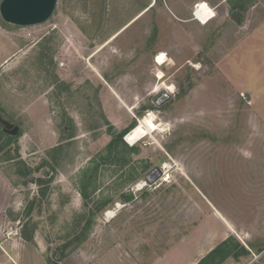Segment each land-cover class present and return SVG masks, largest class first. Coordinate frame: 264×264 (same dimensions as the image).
Returning <instances> with one entry per match:
<instances>
[{
	"label": "rangeland",
	"instance_id": "rangeland-1",
	"mask_svg": "<svg viewBox=\"0 0 264 264\" xmlns=\"http://www.w3.org/2000/svg\"><path fill=\"white\" fill-rule=\"evenodd\" d=\"M201 1L219 0L0 15V113L20 127L0 122V264H197L229 236L248 252L221 264H264V0L206 24ZM150 112L160 129L109 154Z\"/></svg>",
	"mask_w": 264,
	"mask_h": 264
},
{
	"label": "water",
	"instance_id": "water-1",
	"mask_svg": "<svg viewBox=\"0 0 264 264\" xmlns=\"http://www.w3.org/2000/svg\"><path fill=\"white\" fill-rule=\"evenodd\" d=\"M58 0H2L0 15L4 22L19 27H30L46 22L54 13ZM171 94L163 89L154 96V102L161 104L170 98ZM0 122L4 125V132L15 135L19 131L18 125L4 119L0 113ZM160 170V169H159ZM161 172V170H160ZM147 181L153 182L148 176Z\"/></svg>",
	"mask_w": 264,
	"mask_h": 264
},
{
	"label": "bare ground",
	"instance_id": "bare-ground-1",
	"mask_svg": "<svg viewBox=\"0 0 264 264\" xmlns=\"http://www.w3.org/2000/svg\"><path fill=\"white\" fill-rule=\"evenodd\" d=\"M194 16H195V19L198 20L201 24H206L213 17H215V11L212 9V7H210V5L207 2L203 1L196 5L194 9ZM166 61L167 59H166L165 53H161L157 57V63L159 64H163ZM157 76L160 80H162L164 78V73L160 71ZM165 87L171 93L174 92L173 85H170V86L165 85ZM158 89H159V86H157L156 90ZM159 129H160V125L156 122V115L154 114V112H150L144 118L140 119V122L130 132L126 134V140L130 144H135L140 139L144 138L146 135L156 130H159ZM166 167H167V164L164 165V168ZM144 185H145V182L143 181L139 185V188L143 187ZM114 214H115V211L110 210L108 211L107 216L112 217L114 216Z\"/></svg>",
	"mask_w": 264,
	"mask_h": 264
},
{
	"label": "trees",
	"instance_id": "trees-1",
	"mask_svg": "<svg viewBox=\"0 0 264 264\" xmlns=\"http://www.w3.org/2000/svg\"><path fill=\"white\" fill-rule=\"evenodd\" d=\"M246 3H240V7H245ZM136 126V121H133L129 127L123 131L114 134L113 138L107 144V149L109 154L115 153L113 157L116 156L118 147L123 145L128 147L127 143L124 141V136ZM135 149V147H130ZM85 194V192H84ZM86 196V194H85ZM248 251L239 241L236 240L234 236H229L224 239L220 244L214 247L200 262L197 264H221L229 257H239L242 254H246Z\"/></svg>",
	"mask_w": 264,
	"mask_h": 264
},
{
	"label": "crops",
	"instance_id": "crops-1",
	"mask_svg": "<svg viewBox=\"0 0 264 264\" xmlns=\"http://www.w3.org/2000/svg\"><path fill=\"white\" fill-rule=\"evenodd\" d=\"M229 0H219L216 4H215V6H213V5H211L210 7H212V8H216V6H222L224 3H226V2H228ZM201 2H203V1H201ZM201 2H199V3H201ZM206 2V1H205ZM208 3V2H207ZM209 4V3H208ZM252 4V3H251ZM8 28L7 27H4V26H2L1 24H0V37H6V36H8ZM1 44V43H0ZM2 46H0V54H2L3 53V49L1 48ZM2 52V53H1ZM220 215V214H219ZM221 216V215H220ZM222 217V216H221ZM223 218V217H222ZM224 219V218H223Z\"/></svg>",
	"mask_w": 264,
	"mask_h": 264
},
{
	"label": "built area",
	"instance_id": "built-area-1",
	"mask_svg": "<svg viewBox=\"0 0 264 264\" xmlns=\"http://www.w3.org/2000/svg\"><path fill=\"white\" fill-rule=\"evenodd\" d=\"M198 4V3H197ZM214 10V8H212Z\"/></svg>",
	"mask_w": 264,
	"mask_h": 264
}]
</instances>
